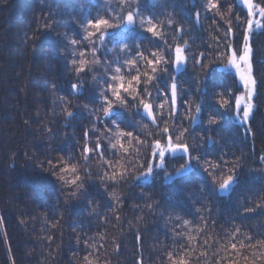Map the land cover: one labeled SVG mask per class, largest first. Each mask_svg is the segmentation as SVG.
<instances>
[{
	"label": "trees",
	"instance_id": "1",
	"mask_svg": "<svg viewBox=\"0 0 264 264\" xmlns=\"http://www.w3.org/2000/svg\"><path fill=\"white\" fill-rule=\"evenodd\" d=\"M117 3L111 0L109 6ZM204 3L141 0V9L144 15L154 14L162 22L175 21L172 28H164L170 41L176 25H183L181 42H188L189 53L204 52L215 63V33L212 20L203 13ZM81 6L90 8L93 15L98 10L103 14L105 0H0V264H82L86 251H93L86 249V243L99 248L94 253L99 264H139L141 258L143 264H167L166 250L185 243L182 239L174 243L184 220L202 229L200 239H208L210 253L220 246L213 241L227 244L235 227L253 242L264 240V164L259 162L264 154V30L254 33L252 39L258 87L249 122L251 134L245 136L230 113L212 128L206 123L207 112L203 124L192 126L184 121V127H194L202 151H209L204 140L211 136L217 141L214 151L223 149L230 157L232 153L242 157L240 183L233 191L217 192L199 172L172 180H165L161 173L147 183H137L129 176L110 185L101 181V162L92 159L88 164L81 161V167L92 173L84 194L68 199L67 190L47 171L46 161L69 155L79 159L84 132L95 120L89 110L99 107L93 103L99 86L92 77L105 74L101 65L87 76L81 75L83 92L73 95L71 84L77 78L57 59L60 49L53 47V40L65 33L74 37V28L80 31ZM197 10L201 11L199 23L194 17ZM49 31L51 35L46 36ZM142 47L156 45L144 39ZM197 77L204 78L192 62L187 72L178 76L187 81L184 87L193 102L203 99L213 106L214 85L236 87L233 76L220 69L210 78L209 94L202 96L197 91L201 86ZM61 97L69 102L72 118L66 117ZM132 119L140 121L139 116ZM89 138L95 140L91 133ZM180 163L169 159L168 172ZM110 192L117 193L120 201ZM193 264L210 261L201 259Z\"/></svg>",
	"mask_w": 264,
	"mask_h": 264
},
{
	"label": "snow or ice",
	"instance_id": "2",
	"mask_svg": "<svg viewBox=\"0 0 264 264\" xmlns=\"http://www.w3.org/2000/svg\"><path fill=\"white\" fill-rule=\"evenodd\" d=\"M110 3L111 0H105L103 14L98 10L95 15L90 8L81 6L80 31L74 28V37L65 33L53 40V47L60 49L57 59L63 60L77 78L71 84L73 95L83 92L81 75L87 76L101 65L105 74L92 77L99 86V91L93 93V103L99 107L89 110L95 120L92 128L84 132L79 159L73 155L49 159L47 171L67 190L68 199L84 194L92 173L81 167V161L88 164L92 159L101 162V181L110 185L129 176L137 183H147L161 173L165 180H172L199 172L217 192L233 191L240 183L238 169L242 157L235 153L230 157L223 149L214 151L217 141L211 136L204 140L209 151H202L193 135L194 127H184V121L192 126L203 124L202 117L207 112L206 123L212 128L230 113L243 128L244 135L251 134L249 122L258 87L253 71L252 39L254 33L264 30V0H205L203 13L212 20L218 50L215 63L204 52L189 53L188 42H181L183 25H176L170 41L164 28H172L175 21L169 18L162 22L154 14L144 15L141 0H118L115 7H110ZM209 13L212 15L208 16ZM200 16L201 11L194 12L197 23ZM45 35L50 36V31ZM144 39L156 47H142ZM110 53L115 55L108 59ZM190 62L203 73V80L197 77L201 85L197 91L202 96L209 94L210 78L220 69L233 76L236 87L214 85L213 106L203 99L191 101L184 87L187 81L178 79L187 72ZM55 87L53 84L52 88ZM59 102L65 105L66 117L72 118L69 102L62 97ZM136 116L140 121H133L132 117ZM90 133L95 140L89 138ZM106 152L118 158L109 159ZM169 159L182 161L172 173L167 170ZM259 162L264 164V154L259 156ZM109 195L117 202L121 199L115 192ZM182 227L174 243L179 244L180 239L185 243L178 249L166 250L167 264H193L201 259L210 264H240L241 260L246 264H264V240L253 242L238 227L230 234L227 244L213 241L220 246L211 253L208 239H200L201 228L193 227L188 220L182 222ZM85 247L93 251H86L82 264H99V256L94 255L99 248L88 243ZM222 252L227 256H222ZM139 264H143L142 258Z\"/></svg>",
	"mask_w": 264,
	"mask_h": 264
}]
</instances>
